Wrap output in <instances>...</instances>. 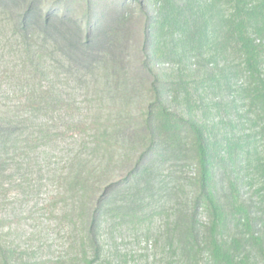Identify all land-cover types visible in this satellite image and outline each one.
I'll list each match as a JSON object with an SVG mask.
<instances>
[{
    "label": "trees",
    "instance_id": "1",
    "mask_svg": "<svg viewBox=\"0 0 264 264\" xmlns=\"http://www.w3.org/2000/svg\"><path fill=\"white\" fill-rule=\"evenodd\" d=\"M2 77L0 209L62 187L54 264H264V0H0Z\"/></svg>",
    "mask_w": 264,
    "mask_h": 264
},
{
    "label": "rangeland",
    "instance_id": "2",
    "mask_svg": "<svg viewBox=\"0 0 264 264\" xmlns=\"http://www.w3.org/2000/svg\"><path fill=\"white\" fill-rule=\"evenodd\" d=\"M4 82V78H0L2 98L6 96ZM61 191L62 187L58 183L50 179L39 182L35 176L23 186L11 189L5 196L6 205L0 209L1 214L10 215L0 234L15 240L23 250L45 264H54L58 257L68 253L74 236L68 221L63 219L65 203L60 198ZM146 224L148 225L145 223V226ZM123 234L131 236L127 231ZM117 245L122 252L132 254L136 258H140V254L144 252L153 254L156 250L154 244H138L123 238L118 239ZM153 259L148 258L149 261Z\"/></svg>",
    "mask_w": 264,
    "mask_h": 264
}]
</instances>
